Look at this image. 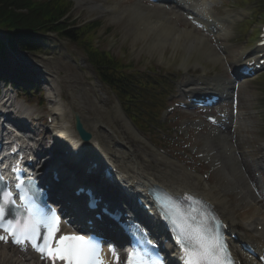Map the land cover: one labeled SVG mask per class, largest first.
I'll list each match as a JSON object with an SVG mask.
<instances>
[{"label": "rangeland", "instance_id": "obj_1", "mask_svg": "<svg viewBox=\"0 0 264 264\" xmlns=\"http://www.w3.org/2000/svg\"><path fill=\"white\" fill-rule=\"evenodd\" d=\"M103 1L108 5L116 3V6L119 8L130 6L134 3V0ZM242 1L246 3L248 0ZM242 1L238 2V0H223V7H216L217 11H215L220 17L224 16L227 9H230L232 14H234V16L227 23H225L227 32L225 35H221L219 37V41L227 45V52L225 53L226 58L230 61L231 58L234 57L233 55L237 54L238 50H247L255 40L254 33L255 29L257 28L255 26L258 25V22L252 15L248 19L247 17L249 16L248 14L250 9H252L255 5V3L252 1L258 3L259 0H250V3L247 2V4L242 3ZM263 2L264 0L259 2L258 5H264ZM163 4H170L173 6L171 3H169V1H163ZM72 11L73 19H77L79 23H84L83 21H86L90 17L92 18V16L96 14L99 15L102 21H100L101 24L97 32V37H103L100 42V46H102L101 48L109 49L115 57H122L123 61H127V63L131 62L132 65H134V68L140 72H150L151 74L155 72L157 75H159V77H161V79H164V82L168 83L170 89L173 87L172 91L176 92L179 82H188L190 80V75H201V68H198V66L200 67L201 65H204L205 72L208 75H213L216 71L218 73H225L226 76L231 77L229 72L224 71L225 69L221 65L220 61H214L213 63L209 59H205L204 55L202 53L200 54L197 50H188V46H186L184 43L178 46H172L167 41L160 40V44H156L152 43L149 37H144L141 39L136 37L135 32H133L134 25L128 20V14H116L115 16L111 12L97 10L88 4L84 5L82 3H77V1L75 2V8ZM242 19L247 20L240 21ZM257 20H264V12L262 10L258 12ZM183 21L185 22V18L178 20L180 27H184L183 25L185 24ZM188 25L189 24L186 26ZM49 36L50 37L48 38H42L40 36L39 43L43 45L42 52L33 54L20 52L23 56H25L24 59L26 61L34 63V65L41 64L42 66H45V68L48 69L47 72L51 74L52 77H47L48 83L43 84V87L40 88L44 93L46 101L40 99V94H35V96L30 95V101L16 99V103L19 104L18 114L21 117L25 116L24 118L27 119H36L38 117L45 122L46 120H44V118H46L48 115L50 116V114H53L51 108L52 102H50V99L53 100V95H55L54 92H57L58 96L61 95L62 104H67L68 108H80L85 112L94 113L95 115L97 114L100 119L106 121V123L110 126V129H112L114 132L117 129H121L124 132V129L121 125H113L112 123L107 122V119L112 117L115 118L114 116L117 114V98L113 95V93H111L108 87L97 82L92 69L84 58L83 52L78 47H76V45L68 43V41L63 40L56 34ZM208 41H210L211 44L214 42L216 45L214 36L212 37L210 35L208 37ZM20 53L18 55H20ZM225 53H223V55ZM243 87L247 88V95L246 93H242L244 90L242 91V88L239 87V112H241V116L246 119V127L243 128L242 126L241 129L246 138L244 137L245 139H243L241 142V147L238 146L241 148V153L238 155H245L247 158L258 159L261 157L262 159L264 156H261L262 153L260 150L261 145L264 144V80H261L260 77L259 79L255 78L251 81H246ZM0 91H2V93L4 92V90H2V86H0ZM43 93L41 94L43 95ZM58 102L60 103V101ZM55 112L57 113L58 111L56 110ZM69 113L70 112H67L66 115ZM173 114L174 115L169 116L167 119L168 122L165 121L161 125L163 131L172 135L175 133H180L179 121L181 117L198 119L202 118L203 116V114L196 111ZM150 120L158 125L162 123L159 121V119L155 120L154 117H152ZM44 122L43 124L46 125L45 129H42L40 132H43L44 134L47 133L44 146L46 150L49 148V137L51 136L49 131H51V125L53 122ZM115 123L119 124V122L116 120ZM148 126H150L149 123ZM147 130H149V128H147ZM148 133H150L149 135L152 136V140H154L156 144L163 147L166 146L169 151H171V146L186 150L187 145H193V143H195L197 146L196 150L199 151L200 154L198 153L197 155V152L194 153L192 161L185 156H179V158L185 162L183 165L186 168L190 169L191 167L193 170H196L193 172L194 174L195 172L199 174L203 170H206V168H210L211 175L207 181L210 185H219L220 177L217 173L216 167L211 161H203L201 157L202 153H204L202 148V137L210 133L208 128L198 131V129L192 126V128H189L186 138L184 137V140L181 142H179L177 139H175L173 142H167V139L162 137V135L156 136L154 132ZM126 135L130 136L134 140L131 132L127 131ZM133 140L131 141L126 139L125 141L131 145H134V147L137 145L139 150L152 151V148L149 145H145L144 143L140 142V140H135L136 143H134ZM102 143L103 146H107V142L102 141ZM171 152L173 153V151ZM45 158H48V156ZM261 167L262 166L260 163V171L262 170ZM251 168L252 167H249V169ZM165 169L166 168H164V170ZM251 175L253 176V172ZM197 178L199 179V177ZM229 195H231L229 196L230 200L234 202V195ZM245 206L247 205H244L239 211L237 210L235 212L236 219H238L241 224L244 225L245 222L248 221V215L253 219H256V217H262L260 215L252 216V209L249 208V206ZM253 226L254 225L250 224L249 228L253 229Z\"/></svg>", "mask_w": 264, "mask_h": 264}, {"label": "bare ground", "instance_id": "obj_2", "mask_svg": "<svg viewBox=\"0 0 264 264\" xmlns=\"http://www.w3.org/2000/svg\"><path fill=\"white\" fill-rule=\"evenodd\" d=\"M163 1H169V3L174 6H171L170 4L164 5L163 2H159L155 5H148L143 0H134L132 5L123 8L116 6V3L108 5L103 0H78L77 2L84 5L88 4L97 10L111 12L115 16L116 14H128V20L134 25L133 32H135L136 37H139L140 39L149 37L151 42L156 44H160V40H163L167 41L172 46H178L184 43L188 46V50H197L200 54L202 53L204 55L205 59H209L213 63L214 61H220L225 69L224 71L229 72L231 77L226 76L225 73H218L214 78L209 79V82H207L206 85H212L213 88L217 87L215 89H218L222 95H225L220 103L223 104L225 101H229L232 98V91L241 85V83L239 84L240 76L238 69L242 64L239 63L240 59L235 56V54L233 55L234 57L231 58V61L228 60L225 53L227 51V45H224V43L219 41V37L225 35L227 32V29L222 26L224 20L222 18L214 17L208 9H205L202 13V17L207 19L203 20L207 27H209L208 18L210 17H213L216 21H220L221 24L219 23V30L212 35L214 36V41H217L219 46H223L222 52L215 47L214 44H211L210 41H208V35L205 33H197L192 27L186 26V21H183L185 24L183 25L184 27H180L178 24V20H181L180 17L183 12V5L188 4V8H192L193 6L198 7L199 3L204 4L205 0ZM223 53L225 54L223 55ZM204 80H208V78L204 77ZM243 90L244 92L242 93H246L247 95V88H242V91ZM237 100L239 102L238 96ZM53 104L52 108L59 110L61 103L55 102ZM239 107L240 104L237 105V109H239ZM231 110V106L228 110L225 109V117L222 120L221 127L210 130L208 135H202V148L205 158L212 161V164H218L216 170L220 179L219 185L216 186L210 185L208 181L202 180L199 174H193L185 169V167L181 168L168 157L159 155L158 152L139 150L137 145L135 149H133L126 141H124L126 139L133 140L130 136L126 135L127 131L131 132L132 137L134 138V143H136L137 140H140L142 143L145 141L142 140L137 132L131 129V124L118 109L116 111V116H114L115 118H109L107 119V122L112 123L113 125H121L123 127L125 135H122L121 139L112 129H110V126L105 121L97 118V115L94 113L88 114L76 109L75 111H77L80 117L79 119L83 124L84 130L91 134V140L85 143L80 142L75 131H73L74 129L72 128L69 119H67L66 115H63L60 118L57 117L56 121L51 126L50 132L52 146L50 147V150L53 154H56L65 149L72 154V148L75 149V147L80 144L81 150L79 151V154H77L78 156L86 158L88 161H97L102 168H104L105 165H110V163H112L117 168L116 176L127 178L129 179V182L132 179L137 180V187L133 186L130 188L135 189L136 192H141L143 188H147L148 185L156 182L163 187L168 188L170 191L172 190L178 193L190 191L194 194H200L203 198L212 201L217 212H219L225 221L228 222L229 231L231 233H237V242L247 241L255 245L256 251H264V225L262 231H257L256 229L255 233H253L247 231L246 228L252 223L251 220L248 219V216L247 222L249 224L241 225L238 219L236 220L235 212L237 210L239 211L244 205H247L252 209V215L263 213L264 202L263 199L256 194V185L253 183L254 172L258 173L257 176L260 179V173L257 170L262 159L261 157L258 159L247 158L245 155H238V151L241 150L238 146L241 147V142L246 138L241 131L242 126L243 128L246 127V119L242 117L241 114L238 115V113L234 116ZM115 120L119 122V124H116ZM194 122L202 125V122L199 119ZM232 128L233 130L231 131ZM102 141L107 142V146H103ZM146 143L144 144L146 145ZM82 144H90L91 147L96 149L95 154L93 156L89 155V157L88 155H85L83 152L84 146ZM123 144H125V146ZM260 151L262 156H264V144L261 145ZM92 157H97V159ZM167 165L170 167L167 168ZM249 167L252 168L249 169ZM164 168H166V170H164ZM252 172L253 176L251 175ZM120 173L126 175H119ZM196 176L199 177V179ZM262 183L261 187L264 189V183ZM229 194L235 196L234 202L228 197ZM256 235H260V237L256 239ZM232 245L233 249L237 250L234 242ZM236 253L243 259L244 264L252 263V256L247 254L246 256H243L239 251H236ZM3 263L42 264L40 261L31 258L30 255L25 254L16 248L7 247L5 244L0 245V264Z\"/></svg>", "mask_w": 264, "mask_h": 264}, {"label": "snow or ice", "instance_id": "obj_3", "mask_svg": "<svg viewBox=\"0 0 264 264\" xmlns=\"http://www.w3.org/2000/svg\"><path fill=\"white\" fill-rule=\"evenodd\" d=\"M16 192L21 201L19 207L12 191H0V230L6 233L0 235V240L7 242L11 237L14 244L22 247L31 245L42 257L51 258L53 264L57 259L64 264H102L100 243L94 238L61 236L55 241L57 246L52 247L59 231V217L51 209L45 211L31 199L22 183H17ZM155 199L161 215L173 231L184 264H231L228 245L218 231L222 223L200 207L201 201L185 196L183 199L188 206L184 207L167 193H161ZM213 223L216 228L210 227ZM148 244L151 245V241ZM130 255L139 256L138 264H162L158 255H144L136 249Z\"/></svg>", "mask_w": 264, "mask_h": 264}, {"label": "trees", "instance_id": "obj_4", "mask_svg": "<svg viewBox=\"0 0 264 264\" xmlns=\"http://www.w3.org/2000/svg\"><path fill=\"white\" fill-rule=\"evenodd\" d=\"M71 3V0H0V32L8 34L11 44H17L33 32L65 31L67 37L84 47L87 58L96 68L102 82H107L121 98L131 100L136 95L125 84L133 82V78L123 73V66L113 57H109V54L93 48L91 42H84V36L89 37L94 33L98 23L66 31L68 24L62 18L70 9ZM1 49L2 43L0 51ZM141 84L145 85L142 79Z\"/></svg>", "mask_w": 264, "mask_h": 264}, {"label": "water", "instance_id": "obj_5", "mask_svg": "<svg viewBox=\"0 0 264 264\" xmlns=\"http://www.w3.org/2000/svg\"><path fill=\"white\" fill-rule=\"evenodd\" d=\"M78 117H76V129L78 131V133L80 134V136L85 140L89 138V134L86 133L85 131H83L81 124L79 122V119H77Z\"/></svg>", "mask_w": 264, "mask_h": 264}]
</instances>
